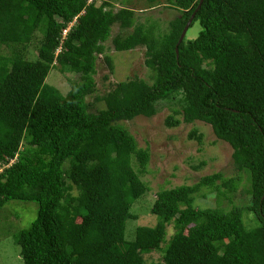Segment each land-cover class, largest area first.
I'll return each instance as SVG.
<instances>
[{"label":"trees","instance_id":"16d2710c","mask_svg":"<svg viewBox=\"0 0 264 264\" xmlns=\"http://www.w3.org/2000/svg\"><path fill=\"white\" fill-rule=\"evenodd\" d=\"M88 1L0 0V211L37 205L27 228L16 215L7 221L17 224L10 229L22 263L264 264V0H167L181 16L163 35L132 10L114 11L111 0ZM193 14L188 29L199 33L178 44ZM115 26L114 52L144 48L151 83L118 82L94 113L86 98ZM54 63L78 76L64 96L45 83ZM176 96L180 110L165 125H208L231 148L236 178L216 173L159 190L154 227L136 228L127 241L132 206L148 191L140 175L150 153L123 122L149 119ZM188 138L202 136L192 130ZM243 176L248 187L239 190ZM207 194L232 207H195ZM237 195L249 203L236 205ZM149 252L160 261L146 263Z\"/></svg>","mask_w":264,"mask_h":264},{"label":"rangeland","instance_id":"374dc122","mask_svg":"<svg viewBox=\"0 0 264 264\" xmlns=\"http://www.w3.org/2000/svg\"><path fill=\"white\" fill-rule=\"evenodd\" d=\"M91 1L89 0L88 3ZM110 2L114 11L122 8L132 10L138 24L146 27L154 25L156 35L167 33L169 23L181 16L180 12L169 5L167 0H111ZM96 3L100 4V1L97 0ZM199 29L198 25L188 29L185 34L186 40L195 39ZM118 32H120L118 27L112 28L111 38L104 44V54L97 59L94 77L96 90L93 95L86 98L90 105V111L94 113L104 109L103 103L96 99L105 96L118 82L137 77L151 83V72L144 65V48L139 47L126 53L114 52L111 40ZM130 32L131 30H129ZM32 50V52L28 51L30 59L35 58L37 54L34 49ZM56 52L59 53L60 50ZM107 57L110 60L111 68L105 62ZM53 66L55 67L48 73L45 83L57 89L64 96L70 90L71 84L77 81L78 76L69 72L61 73L55 63ZM180 100L181 97L176 96L169 101L158 102L156 114L149 119L137 117L129 122H123V125L136 139L139 147L147 148L150 153L146 170L140 175V180L146 184L148 191L132 206L131 212L137 219L128 221L126 224L125 238L127 241L134 239L136 228L154 227L156 217L150 214V209L155 200V194L159 190L192 185L201 178L216 173L222 174L227 179L236 178L232 166L231 148L216 140L208 125L200 122L191 125L180 124L175 128L165 125V119L172 116L173 111L180 110ZM175 119H180V116L176 115ZM192 130L196 131V135L202 136L201 142L188 138ZM239 185V190L248 187L244 176ZM219 199L220 201L214 194H207L204 198L196 199L194 206L224 209L232 207L227 205L223 198ZM216 202H221V204H216ZM234 203L239 206L248 204L249 197L237 195L234 198ZM36 212L37 205L33 203L10 202L1 209L0 264H23L19 257V249L14 245L12 237L13 232H17V229H10L11 225L13 227L17 224L7 222L10 215L22 218L20 227L24 229L35 219ZM248 219L252 220L250 216ZM143 259L146 263L158 262L160 254L149 252L143 255Z\"/></svg>","mask_w":264,"mask_h":264},{"label":"water","instance_id":"95a60500","mask_svg":"<svg viewBox=\"0 0 264 264\" xmlns=\"http://www.w3.org/2000/svg\"><path fill=\"white\" fill-rule=\"evenodd\" d=\"M200 3H201V0H200ZM193 17H194V14L191 16V18L189 19V21H188L187 24L185 25V27H184V29H183L181 35H180V38H179V40H178V44L181 43V41H182L183 38L185 37V34H186V32H187V30H188V28H189V25H190V23H191ZM175 51H176V53H177V47H176Z\"/></svg>","mask_w":264,"mask_h":264},{"label":"built area","instance_id":"2783aa9c","mask_svg":"<svg viewBox=\"0 0 264 264\" xmlns=\"http://www.w3.org/2000/svg\"><path fill=\"white\" fill-rule=\"evenodd\" d=\"M66 33H67V31L65 30V31H64V35H65Z\"/></svg>","mask_w":264,"mask_h":264},{"label":"clouds","instance_id":"9594fccd","mask_svg":"<svg viewBox=\"0 0 264 264\" xmlns=\"http://www.w3.org/2000/svg\"><path fill=\"white\" fill-rule=\"evenodd\" d=\"M60 50V49H59ZM59 50H57V51H59ZM57 53V52H56Z\"/></svg>","mask_w":264,"mask_h":264}]
</instances>
